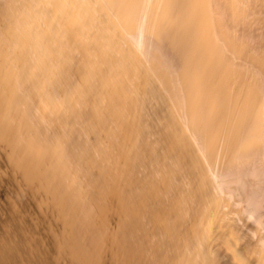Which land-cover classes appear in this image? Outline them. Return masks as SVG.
Instances as JSON below:
<instances>
[{
	"label": "bare ground",
	"instance_id": "obj_1",
	"mask_svg": "<svg viewBox=\"0 0 264 264\" xmlns=\"http://www.w3.org/2000/svg\"><path fill=\"white\" fill-rule=\"evenodd\" d=\"M226 1L0 0V264H264V28Z\"/></svg>",
	"mask_w": 264,
	"mask_h": 264
},
{
	"label": "crops",
	"instance_id": "obj_2",
	"mask_svg": "<svg viewBox=\"0 0 264 264\" xmlns=\"http://www.w3.org/2000/svg\"><path fill=\"white\" fill-rule=\"evenodd\" d=\"M229 1V2H228ZM246 1V0H245ZM245 1L244 0H242V1H240V2H235V0H227L226 2L228 3H225L224 4V7H223V9H224V11L226 10L227 11V13H228V11H231L233 14H229L230 16L229 17H227V18H220V19H215L216 21L215 22H218V20H219V24H221L222 23V26L223 27H221V26H218L219 27V29L218 30H216L218 33H221L222 31H223V33L225 34V38H226V40L227 41H231V39L233 38V34H234V30H230V31H228V28H229V26L231 25L230 24V22H233V21H235V18H236V22H238L239 20L241 21H239V23H240V26H242V27H240V29L238 30L239 31V34L241 33V30H242V33H244V35L247 37V38H250V36L251 35H249L250 34V32H255V29H258V31L260 30V27H263L264 28V0H258V4H257V2H255V0L253 1V0H247V2H246V5L244 4L245 3ZM259 1H260V3H259ZM231 2H233V4H234V6H233V4L231 3ZM255 2V3H254ZM237 3H239L238 5H237ZM253 3V4H252ZM229 6V8L227 7V5ZM230 4V5H229ZM241 4V5H240ZM250 4V5H249ZM255 4V5H254ZM261 4V5H260ZM245 5V6H244ZM249 5V6H248ZM252 5H254V8H252ZM257 5V6H256ZM236 6V7H235ZM260 6H261V8H260ZM256 7V8H255ZM257 7H258V9H257ZM262 7H263V11H262ZM240 8H242V9H240ZM246 9V10H243V9ZM228 9V10H227ZM232 9H235V12H233L234 10H232ZM240 9V10H239ZM257 9V12H256V14H255V12H253L254 10H256ZM238 12H237V11ZM250 10V11H249ZM240 11V12H239ZM248 12V14L246 15V16H243L242 14H240V13H242V12ZM237 12V13H236ZM253 12V13H252ZM230 13V12H229ZM239 13V14H238ZM260 13H261V16H260ZM263 13V14H262ZM236 14H237V16H236ZM239 15V16H238ZM254 15V17L252 18V16ZM263 15V16H262ZM232 16V17H231ZM233 17H235V18H233ZM247 17V18H246ZM258 17V18H257ZM259 17H261V18H259ZM255 18V19H254ZM230 19L232 20V21H230ZM239 19V20H238ZM243 19V20H242ZM250 19V20H249ZM261 19H262V21H261ZM220 20H222V21H220ZM229 21V22H228ZM244 22V23H243ZM253 22V23H252ZM261 23V24H260ZM254 25V26H253ZM253 26V27H252ZM256 26V27H255ZM258 26V27H257ZM222 28H224V30L222 29ZM249 28V29H248ZM253 28V29H252ZM244 29V30H243ZM248 31V32H247ZM262 31V33H263V30H261ZM261 33V32H260ZM243 35V34H242ZM243 35V36H244ZM261 37H264L263 35H261ZM235 39H237V34L235 35ZM224 51H227V48H229V46H227V47H225V46H223V47H221Z\"/></svg>",
	"mask_w": 264,
	"mask_h": 264
},
{
	"label": "rangeland",
	"instance_id": "obj_3",
	"mask_svg": "<svg viewBox=\"0 0 264 264\" xmlns=\"http://www.w3.org/2000/svg\"><path fill=\"white\" fill-rule=\"evenodd\" d=\"M27 1H28V0H27ZM52 8H53V6L50 7V9H52ZM75 17H76V14L71 16V18H75ZM119 40H120V39H118V41H119ZM122 48H123L124 50H127V49H128L127 46H124V47H122ZM116 49L118 50L119 48H116ZM131 64H133V63H131ZM144 64H145V63H144ZM135 65H138V64L135 63Z\"/></svg>",
	"mask_w": 264,
	"mask_h": 264
}]
</instances>
